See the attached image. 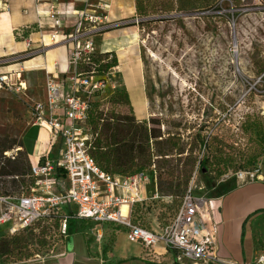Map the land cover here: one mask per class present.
I'll return each instance as SVG.
<instances>
[{"label": "rangeland", "instance_id": "1", "mask_svg": "<svg viewBox=\"0 0 264 264\" xmlns=\"http://www.w3.org/2000/svg\"><path fill=\"white\" fill-rule=\"evenodd\" d=\"M245 3L234 8L223 0L205 11L141 19L134 11L130 13L124 1V18L107 19V26H112L106 31L112 32L111 41L107 40L111 45L99 48L101 38H93L96 56L103 58L104 50L110 49L108 60L116 63L105 72L111 88L95 99L101 104L99 111L106 116L103 118L112 123L109 114L118 118L133 115L137 124L157 119L160 126L155 128L163 137L170 135L178 148H183L181 154L174 150L167 157L154 158L146 170L149 181L142 188L146 201L133 208L131 218L147 229L157 230L174 216L194 175V195L207 201L244 182L246 179L237 177L240 173L264 178V155L254 167L238 169L259 145H264V0ZM90 4L95 5L96 0ZM20 78L26 82L25 94L0 92V141L14 143L12 150L3 153L5 158L19 157L22 151L17 152L20 148L16 147L31 123L29 104L42 99L44 93V72L28 69ZM136 86L139 93L130 90ZM122 90L132 103L130 113L127 107L107 103L114 92ZM198 130L211 150L200 145L190 157L188 149ZM29 135L35 137V130ZM36 136L40 142L45 138L43 134ZM90 136L92 140L94 136ZM208 152L213 155L214 165L201 174L198 162ZM225 154L232 159L235 172L229 169L223 173ZM13 189L8 178L0 179V195L14 194ZM64 212L73 213L74 208L70 206ZM56 224L42 221L38 228L17 234V242L23 248L0 256V264L56 254L64 240L59 237ZM8 225L0 230L5 231ZM107 233L103 251L109 249L112 241V233ZM10 238L0 231V241Z\"/></svg>", "mask_w": 264, "mask_h": 264}, {"label": "built area", "instance_id": "2", "mask_svg": "<svg viewBox=\"0 0 264 264\" xmlns=\"http://www.w3.org/2000/svg\"><path fill=\"white\" fill-rule=\"evenodd\" d=\"M32 1L36 22L33 28L28 26L23 31H34L21 36L25 52L14 58V63L61 45L67 49L69 69L62 77L57 72H45L43 98L29 104L30 124L47 130L50 151L30 163L29 173L35 183L28 193L0 195V227L9 224L7 235L14 236L38 222L57 220L58 235L65 238L68 220L89 221L99 227L123 228L127 241L139 244L150 262L160 263L159 258L167 256L169 264H235L216 255L218 226L211 218L207 199L194 195L196 175L174 216L157 230L147 229L131 221L134 206L146 201L141 195L149 181L146 171L130 177H111L99 169L90 153L94 138L91 140L87 127L89 112L99 94L111 86L105 73L98 74L94 68L82 71L79 63L89 64L90 57L96 55L93 38L112 27L107 26L109 0H97L93 6L91 0H71L63 7L61 0ZM74 3L84 7L77 10ZM70 17L75 20L71 32L66 33L64 23ZM25 70L21 66L16 71L0 73V92L25 94L26 82L20 78ZM242 174L243 180L256 178L248 173L237 177ZM123 204L127 206L126 216L121 213ZM70 206L73 213H62ZM157 248L164 253L159 254ZM254 264H264V256Z\"/></svg>", "mask_w": 264, "mask_h": 264}, {"label": "crops", "instance_id": "3", "mask_svg": "<svg viewBox=\"0 0 264 264\" xmlns=\"http://www.w3.org/2000/svg\"><path fill=\"white\" fill-rule=\"evenodd\" d=\"M69 1L71 0H61L60 6L63 7ZM124 1L130 13H133L132 0H109L107 19L119 21L124 18L121 15L125 8ZM74 7L81 10L84 6L81 3H74ZM74 20L75 17H70L65 21L64 32H71ZM35 22L32 0H0V62H5L0 65L1 74L16 71L24 66L26 71L31 69L32 72H57L62 77V73L69 69L67 49L61 45L45 48L31 59L14 63L13 59L25 52L21 36L27 33H24L23 29L33 27ZM111 33L98 35L101 38L98 41L99 48L101 45L105 47L111 45L107 43L111 41L109 36ZM103 40H106L104 44ZM110 51L104 50V53ZM120 82H124L123 77ZM132 89L140 92L138 86L130 90ZM34 130L36 135H44L42 142L36 135L35 137L29 135ZM48 140L49 134L46 129L31 124L28 126L22 145L24 144V151L27 150L25 153L29 165L36 163L50 151ZM26 142L29 144L25 146ZM52 154L53 151L51 156ZM141 195L145 198L143 190ZM208 205L211 218L218 226L215 248L218 258L235 264H254L259 257L264 256V178L256 177L241 182L223 195L211 198ZM85 222L90 225L85 226L86 224H83ZM97 226L93 222L77 220L71 230L67 231V236L56 254L1 264H169L167 256L160 257V263L145 259L142 247L129 243L124 231H116L114 226H104L105 230L101 231ZM0 231L7 234L6 230ZM107 232L112 233L113 238L109 249L104 252L103 246L109 237ZM99 236L101 238L98 239ZM156 250L159 254L164 253L161 248Z\"/></svg>", "mask_w": 264, "mask_h": 264}, {"label": "trees", "instance_id": "4", "mask_svg": "<svg viewBox=\"0 0 264 264\" xmlns=\"http://www.w3.org/2000/svg\"><path fill=\"white\" fill-rule=\"evenodd\" d=\"M223 0H134L135 15L141 19H146L151 16L169 15L172 13H192L193 11H205L217 6ZM234 8H241L246 4L247 0H227ZM33 28V27H31ZM34 31H25L24 33ZM108 54L105 53L104 57L92 56L90 57L89 64L83 62L79 63V69L82 71H89L94 68L98 74L105 73L108 69L116 66L115 60H108ZM112 107L124 106L132 111L128 95L125 91L114 92L107 103ZM101 104L94 103L89 112L87 120V127L89 133L94 136L91 143V155L95 160L99 169L105 174L114 177H130L135 174L144 172L150 167L151 162L157 157H167L172 151L176 150L178 154L183 153V148L179 149L178 144L174 143L172 137L168 135L163 137L160 130L155 128L160 126L157 119L150 118L147 121L137 124L133 115H126L118 118L117 115L109 114V119L112 123L107 122V118H103L105 114L100 110ZM106 117V116H105ZM106 121V122H104ZM106 131V133H103ZM200 138V130L194 135L193 142L189 146V156L193 155L198 147L201 145L204 148H209L207 142L204 143ZM0 141V179L8 178L11 183L14 194H26L31 188L34 187L35 179L30 176L29 161L23 149L22 143L18 144L16 148L19 157L5 158L3 153L14 148V143L7 144ZM217 149V148H216ZM156 150V151H155ZM209 151V150H208ZM214 154V153H213ZM264 155V145H259L257 150L252 156L238 169H246L254 167L258 158ZM224 158V172L232 169L236 171L232 164V159L228 154ZM213 155L209 154L204 156L198 162V168L201 174H206L214 162L211 160ZM135 207V206H134ZM132 220V218H131ZM132 222L136 224L138 221L133 219ZM41 222L36 223L30 229H35L40 226ZM57 220H55V224ZM73 222L68 220L67 231L69 232L73 226ZM57 225V224H56ZM116 231H124L121 227L114 228ZM17 236H11L9 240L0 241V256H7L13 254L14 251L22 249L17 242ZM113 238V236H112ZM105 252V250H104ZM23 259H28L24 257Z\"/></svg>", "mask_w": 264, "mask_h": 264}, {"label": "bare ground", "instance_id": "5", "mask_svg": "<svg viewBox=\"0 0 264 264\" xmlns=\"http://www.w3.org/2000/svg\"><path fill=\"white\" fill-rule=\"evenodd\" d=\"M30 142L32 143V141H30ZM23 143H24V140H23ZM26 143H27V144H25V146L29 144L28 142H26ZM31 143H30V145H31ZM23 145H24V144H23ZM23 145H22V146H23ZM25 146H24V148H26ZM27 147H28V146H27ZM31 148H32V146H31ZM28 149H29V147H28ZM25 151L27 152V150H25ZM29 151H30V150H29ZM28 153H30V152H28ZM238 178H239L240 180H242L243 178H245V175L242 174V175L239 176ZM121 213H122L123 216H126V214H127V206H126L125 204H123L122 207H121Z\"/></svg>", "mask_w": 264, "mask_h": 264}]
</instances>
